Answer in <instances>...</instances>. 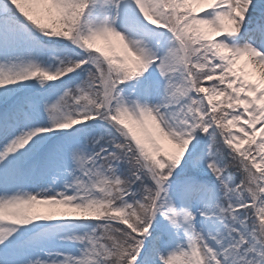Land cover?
Wrapping results in <instances>:
<instances>
[{"label":"snow or ice","instance_id":"6c2138e0","mask_svg":"<svg viewBox=\"0 0 264 264\" xmlns=\"http://www.w3.org/2000/svg\"><path fill=\"white\" fill-rule=\"evenodd\" d=\"M0 264H264V0H0Z\"/></svg>","mask_w":264,"mask_h":264}]
</instances>
